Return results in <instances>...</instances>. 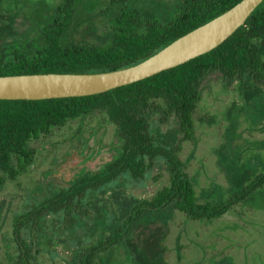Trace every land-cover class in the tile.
I'll return each mask as SVG.
<instances>
[{
    "label": "rangeland",
    "instance_id": "obj_1",
    "mask_svg": "<svg viewBox=\"0 0 264 264\" xmlns=\"http://www.w3.org/2000/svg\"><path fill=\"white\" fill-rule=\"evenodd\" d=\"M58 0H0V47L46 26ZM177 0H78L73 39L108 43L119 13L170 23ZM1 39L3 42H1ZM239 84L209 78L194 115V134L182 143L180 157L195 183L200 202L222 204L264 173V88L248 97ZM153 131L156 143L180 138L174 117ZM35 157L16 181L0 186V264H13L17 248L13 221L51 193L97 171L121 147L116 128L104 115L78 119L54 128L29 144ZM238 182L240 184H238ZM169 184L164 160L141 180L129 174L91 190L85 198L88 216L75 215L67 228L64 212L42 220L38 264H264V187L215 220L193 221L178 211L147 213L126 235L124 220L145 199ZM119 235H115L119 231ZM29 231L24 232V239ZM110 244L89 252L99 243Z\"/></svg>",
    "mask_w": 264,
    "mask_h": 264
},
{
    "label": "trees",
    "instance_id": "obj_2",
    "mask_svg": "<svg viewBox=\"0 0 264 264\" xmlns=\"http://www.w3.org/2000/svg\"><path fill=\"white\" fill-rule=\"evenodd\" d=\"M176 16L163 24L142 17L139 12L119 13L108 43H82L73 39L78 0H58L52 20L39 30H29L24 38L2 41L0 76L49 73H102L134 66L164 49L176 39L223 14L242 0H177ZM1 35V34H0ZM209 78L223 84H239L253 97L264 88V2L245 24L211 52L178 67L122 86L85 97L47 100H0V186L16 181L34 162L29 144L68 122L104 115L117 130L121 147L100 169L87 173L13 221L12 236L17 253L13 264H38L42 220L64 212L67 228L75 215L87 217L85 198L89 191L129 174L141 180L154 161H165L169 184L151 199L139 203L124 220L126 235L147 213L178 211L193 221L215 220L264 187V173L256 176L242 192L222 204L200 202L195 183L182 161V143L194 134V115L202 100L201 85ZM177 122L180 138L156 143L153 131ZM238 184H240L238 182ZM29 231L24 239V232ZM119 231L115 235H119ZM110 244L99 243L89 252ZM87 264H94L95 256Z\"/></svg>",
    "mask_w": 264,
    "mask_h": 264
},
{
    "label": "water",
    "instance_id": "obj_3",
    "mask_svg": "<svg viewBox=\"0 0 264 264\" xmlns=\"http://www.w3.org/2000/svg\"><path fill=\"white\" fill-rule=\"evenodd\" d=\"M263 2L264 0H242L148 59L128 68L102 73L0 76V100L93 96L139 82L211 52L242 27Z\"/></svg>",
    "mask_w": 264,
    "mask_h": 264
}]
</instances>
